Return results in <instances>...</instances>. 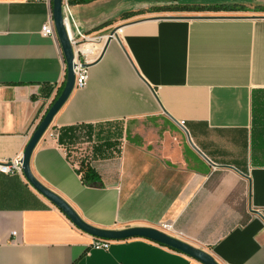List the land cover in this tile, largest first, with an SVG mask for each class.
I'll return each instance as SVG.
<instances>
[{
	"label": "crops",
	"instance_id": "1",
	"mask_svg": "<svg viewBox=\"0 0 264 264\" xmlns=\"http://www.w3.org/2000/svg\"><path fill=\"white\" fill-rule=\"evenodd\" d=\"M70 1L72 35L115 38L80 46L93 59L88 84L52 123L61 141L46 134L35 149L34 177L91 226L171 225L220 264H264V0ZM50 20L52 0H0V163L25 150L45 86L65 80L58 38L41 34ZM147 121L169 122L187 146L154 130L125 138V123ZM84 125L112 136L69 158L87 134L70 129ZM82 158L101 186L82 182ZM94 240L23 174L0 172V264H201L143 239L109 251Z\"/></svg>",
	"mask_w": 264,
	"mask_h": 264
},
{
	"label": "water",
	"instance_id": "2",
	"mask_svg": "<svg viewBox=\"0 0 264 264\" xmlns=\"http://www.w3.org/2000/svg\"><path fill=\"white\" fill-rule=\"evenodd\" d=\"M64 0H52V18L58 41L60 43L64 60L67 67L65 86L54 104L50 107L35 132L32 134L23 153L22 170L23 175L31 187L37 191L42 197L50 202L54 207L59 209L70 222L80 231L93 237L95 240L125 241L132 239H143L153 243H157L175 252H178L190 259L198 261L201 264H220L216 259L204 249L192 245L179 237L169 235L168 233L154 227H129L123 230H106L100 229L86 223L74 211V209L59 195L45 187L33 175L30 162L35 149L40 141L51 128L52 123L69 100L75 90V73L74 60L75 51L71 44L68 29L66 26L64 8ZM111 35H114L111 34ZM111 40H107L106 45ZM202 157V153L197 151ZM205 158V157H204ZM206 159V158H205ZM207 160V159H206Z\"/></svg>",
	"mask_w": 264,
	"mask_h": 264
},
{
	"label": "built area",
	"instance_id": "3",
	"mask_svg": "<svg viewBox=\"0 0 264 264\" xmlns=\"http://www.w3.org/2000/svg\"><path fill=\"white\" fill-rule=\"evenodd\" d=\"M63 8L65 12L70 11V6H69V0H64L63 3ZM66 21V26L68 29V34L69 38L71 41V44L74 48L75 51V60H74V73L76 77L75 81V89H83L87 86L88 84V79H89V69L88 66L93 60H89L88 56L80 50V46L85 44V43H91V42H96V41H102L104 40L107 42V40L111 37V39L115 38L114 35H107L105 37H98L94 34H85L81 32L78 28L76 29L75 33L72 35L69 28H68V23L67 19L65 17ZM41 34L44 37H57L56 31L54 28V23L53 20L48 21L45 23L41 29ZM106 44V43H105ZM84 57V59H83ZM66 82V77L63 83L57 85L54 87V90L50 96V98L46 101L44 111L42 115L40 116L39 120L36 122L32 134L35 132L37 129L38 125L41 123L42 119L50 109V107L54 104V102L58 99L60 96ZM183 126L184 123H181ZM58 129L59 128H50L47 132L49 134V137H51L54 140H58ZM32 136V135H31ZM23 153H19L16 157L13 159H10L8 161H4L3 163H0V172L3 174H23L22 170V160H23ZM158 229L168 233L169 235L175 236L174 231H173V226L171 225H162ZM177 237V236H175ZM114 243V241L110 240H94L92 244V248L96 250H103V251H109L111 245Z\"/></svg>",
	"mask_w": 264,
	"mask_h": 264
},
{
	"label": "rangeland",
	"instance_id": "4",
	"mask_svg": "<svg viewBox=\"0 0 264 264\" xmlns=\"http://www.w3.org/2000/svg\"><path fill=\"white\" fill-rule=\"evenodd\" d=\"M86 44V43H85ZM93 60V59H89ZM126 125V126H125ZM125 132L124 136L126 139H138L141 141L145 136L150 134L149 130L155 131V136L159 139L165 140L170 139L172 141H179L180 145L183 147L187 146V138L186 135L178 130H176L169 122L165 121H147V122H133V123H125ZM95 129L94 138L87 139L84 137L79 142L75 143L74 147L70 148L73 157L80 158L82 155L89 150L90 145L89 143H96L101 139L110 138L112 133L109 130H105L102 133L96 131ZM115 134H117V130H115ZM170 132V133H169ZM152 133V132H151ZM165 133H169V136H165ZM102 134V135H101ZM114 135V133H113ZM120 138V137H119ZM86 155V154H85Z\"/></svg>",
	"mask_w": 264,
	"mask_h": 264
},
{
	"label": "trees",
	"instance_id": "5",
	"mask_svg": "<svg viewBox=\"0 0 264 264\" xmlns=\"http://www.w3.org/2000/svg\"><path fill=\"white\" fill-rule=\"evenodd\" d=\"M96 0H75V1H70V4H88V3H91V2H94ZM183 10H186V9H189V8H186L185 7H182ZM194 10L197 9L199 11H210V10H214L216 8L214 7H197V8H193ZM53 86H45L44 90H45V97L48 99L52 90H53ZM93 128V126H77V127H74L70 130H72V133L74 132L75 134L76 133H80L81 131H84L86 130V133L84 135V137H86L87 139L90 138V135L91 133H89L88 131H90L91 129ZM58 132H59V138H58V141L60 139L61 141V136H62V133H60V129H58ZM83 137V136H82ZM79 135L76 137V140L78 139L79 140ZM68 151V157L71 158V149L68 148L67 149ZM74 166L76 167V170L78 172V174L80 175L81 177V180L82 182L87 185L88 187H99L101 186V179H100V176L99 174L95 171L94 168L91 167V163L89 161L88 158H85V159H79L77 161V163L74 164Z\"/></svg>",
	"mask_w": 264,
	"mask_h": 264
},
{
	"label": "bare ground",
	"instance_id": "6",
	"mask_svg": "<svg viewBox=\"0 0 264 264\" xmlns=\"http://www.w3.org/2000/svg\"><path fill=\"white\" fill-rule=\"evenodd\" d=\"M85 48H86V47H81L80 50L84 52V51L86 50ZM84 49H85V50H84Z\"/></svg>",
	"mask_w": 264,
	"mask_h": 264
}]
</instances>
